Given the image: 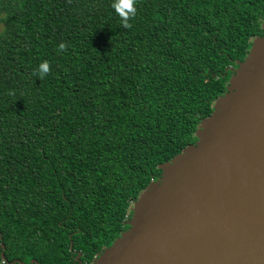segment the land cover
Listing matches in <instances>:
<instances>
[{
	"label": "trees",
	"instance_id": "obj_1",
	"mask_svg": "<svg viewBox=\"0 0 264 264\" xmlns=\"http://www.w3.org/2000/svg\"><path fill=\"white\" fill-rule=\"evenodd\" d=\"M113 3L0 0V264H91L263 35L264 0Z\"/></svg>",
	"mask_w": 264,
	"mask_h": 264
},
{
	"label": "water",
	"instance_id": "obj_2",
	"mask_svg": "<svg viewBox=\"0 0 264 264\" xmlns=\"http://www.w3.org/2000/svg\"><path fill=\"white\" fill-rule=\"evenodd\" d=\"M260 27L197 140L158 165L129 227L91 264H264V18Z\"/></svg>",
	"mask_w": 264,
	"mask_h": 264
},
{
	"label": "clouds",
	"instance_id": "obj_3",
	"mask_svg": "<svg viewBox=\"0 0 264 264\" xmlns=\"http://www.w3.org/2000/svg\"><path fill=\"white\" fill-rule=\"evenodd\" d=\"M137 0H114L112 4V8L115 10L116 14L120 17L122 26L124 28L130 29L132 24L129 22L134 19L137 13V9L135 7ZM67 45L61 43L59 45V51H65ZM50 65L47 61L42 62L34 75L38 76L40 79H44L47 74L50 72ZM14 94V93H10Z\"/></svg>",
	"mask_w": 264,
	"mask_h": 264
},
{
	"label": "rangeland",
	"instance_id": "obj_4",
	"mask_svg": "<svg viewBox=\"0 0 264 264\" xmlns=\"http://www.w3.org/2000/svg\"><path fill=\"white\" fill-rule=\"evenodd\" d=\"M2 30H3V25L2 23H0V33L2 32Z\"/></svg>",
	"mask_w": 264,
	"mask_h": 264
},
{
	"label": "built area",
	"instance_id": "obj_5",
	"mask_svg": "<svg viewBox=\"0 0 264 264\" xmlns=\"http://www.w3.org/2000/svg\"><path fill=\"white\" fill-rule=\"evenodd\" d=\"M94 257H96V255H94ZM94 257H93V258H94Z\"/></svg>",
	"mask_w": 264,
	"mask_h": 264
}]
</instances>
